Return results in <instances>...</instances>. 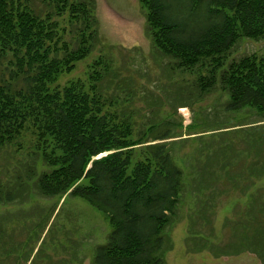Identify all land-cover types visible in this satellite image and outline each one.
<instances>
[{
    "label": "trees",
    "instance_id": "16d2710c",
    "mask_svg": "<svg viewBox=\"0 0 264 264\" xmlns=\"http://www.w3.org/2000/svg\"><path fill=\"white\" fill-rule=\"evenodd\" d=\"M139 1L162 67L191 74L197 67L206 70L188 89H179V105L188 104L186 94L191 99L197 91L206 95L219 88L229 97L220 106L225 114L246 108L264 113V54L227 65L239 39L264 38V0ZM100 41L96 0H0V152L13 148L8 156L14 160L15 153L27 155L25 162L5 167L12 173L0 177V205L22 204L31 194L82 198L114 227L95 248L93 264H167L170 230L187 192L185 171L166 141L175 132L150 123L133 142L132 117L119 113L110 95L120 76L102 58L94 62L88 83L57 84ZM260 123L221 134L195 166L201 175L192 182L199 192L203 184L217 189L213 198L224 192L249 198L233 229L240 243L223 253L251 251L264 262V120ZM144 137L155 143L143 147L146 158L137 161L135 148H128L145 143ZM40 160L49 171L38 172Z\"/></svg>",
    "mask_w": 264,
    "mask_h": 264
},
{
    "label": "rangeland",
    "instance_id": "374dc122",
    "mask_svg": "<svg viewBox=\"0 0 264 264\" xmlns=\"http://www.w3.org/2000/svg\"><path fill=\"white\" fill-rule=\"evenodd\" d=\"M96 1L101 41L57 84L63 86L79 79L88 83L94 62L102 58L120 76L110 95L117 99L115 109L132 117L133 142L141 140L139 131L149 128L150 123L158 131L170 127L175 132L174 138L166 141L171 143L175 161L185 171L187 192L180 200L170 230L173 249L166 254L167 264H264L251 251L223 253L227 246L240 243L233 229L244 218L249 198L238 192L221 193L223 190L213 198L217 189H204L203 184L199 192L198 185L192 182L201 175L195 166L200 167L199 163L205 161L208 149L219 143L221 134L256 125L264 120V113L246 108L225 114L220 106L229 97L219 88L206 95L197 91L191 99L186 94L188 104L179 105V89H188L194 79L206 75V70L197 67L191 74L162 67L163 56L154 50L146 34V9L139 0ZM251 54H264V38L239 39L227 65ZM122 85L126 88L120 89ZM142 140L145 143L128 148H135L137 161L146 158L141 152L143 147L155 143L145 137ZM11 152L14 149L10 147L0 152V165L4 166L0 168L1 178L12 173L6 172L7 165L26 161V152L15 153L16 160L9 159ZM37 169L39 173L50 170L41 160ZM113 230L108 216L82 198L31 194L22 204L0 205V264H93L95 248L105 243Z\"/></svg>",
    "mask_w": 264,
    "mask_h": 264
},
{
    "label": "water",
    "instance_id": "95a60500",
    "mask_svg": "<svg viewBox=\"0 0 264 264\" xmlns=\"http://www.w3.org/2000/svg\"><path fill=\"white\" fill-rule=\"evenodd\" d=\"M102 156V155H101Z\"/></svg>",
    "mask_w": 264,
    "mask_h": 264
}]
</instances>
